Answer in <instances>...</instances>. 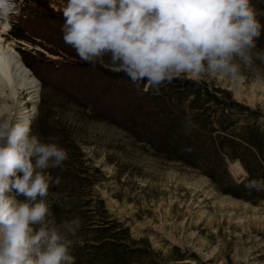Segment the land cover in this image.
<instances>
[{
    "label": "rangeland",
    "instance_id": "obj_1",
    "mask_svg": "<svg viewBox=\"0 0 264 264\" xmlns=\"http://www.w3.org/2000/svg\"><path fill=\"white\" fill-rule=\"evenodd\" d=\"M36 1L42 8L16 0L18 9L25 10L12 16L5 31L0 27V34L18 55V50L43 55L33 58L43 83L28 69L38 82L35 94L20 89L12 97L3 88L0 119L29 123L31 134L44 143L57 141L59 147L76 143L86 165L99 171L92 191L108 214L128 228L133 238H146L152 250L169 258L163 264H264V200L245 187L253 203L234 196L233 191L223 192L228 188L207 176L214 159L209 160L210 166L193 168L146 141L150 125L160 129L157 142L169 125L174 141L178 128L193 131L192 143L203 141V153L209 157L214 154L210 140L223 146L222 153L237 154L238 142L224 144L211 120L205 117L204 122H197L198 114L189 106L191 99L179 96L178 87L188 81L204 84L219 100L231 99L248 107L252 111L248 120L264 129V64L255 61L251 69H243L239 81L210 76L195 81L182 75L168 86L162 84L158 92L146 90L144 84L137 88L123 72L114 70L109 57L92 66L64 43L65 0ZM250 5L264 26V0H250ZM45 9L55 17L41 19L33 14ZM11 23L22 29L27 41L10 36ZM256 44L257 49H264V27ZM46 68L52 71L42 70ZM79 76L86 88L84 101L73 97V80ZM91 76H95L93 84L87 80ZM103 106L108 112L105 116L99 113ZM210 107V112L215 109ZM245 115L236 116L237 127L245 125ZM221 160L231 183L240 186L248 180L238 160L223 155Z\"/></svg>",
    "mask_w": 264,
    "mask_h": 264
},
{
    "label": "clouds",
    "instance_id": "obj_2",
    "mask_svg": "<svg viewBox=\"0 0 264 264\" xmlns=\"http://www.w3.org/2000/svg\"><path fill=\"white\" fill-rule=\"evenodd\" d=\"M18 12L16 0H0V27ZM256 17L250 0H65L61 31L82 62L95 66L107 56L137 88L158 92L182 75L239 81L243 69L264 64ZM67 159L29 123L0 119V264H75L71 237L81 220L57 223L46 201V170L63 169ZM244 187L264 191V181Z\"/></svg>",
    "mask_w": 264,
    "mask_h": 264
},
{
    "label": "trees",
    "instance_id": "obj_3",
    "mask_svg": "<svg viewBox=\"0 0 264 264\" xmlns=\"http://www.w3.org/2000/svg\"><path fill=\"white\" fill-rule=\"evenodd\" d=\"M23 1L25 4H38L37 6L42 8L36 0ZM24 10L25 8H22L19 11L22 13ZM36 12L33 14H37L41 19H53L55 17L48 9ZM9 34L19 41L28 40L22 29L15 27L13 23H11ZM18 53L24 66L43 83V79L38 75L35 67L38 63H35L36 59H33L36 55L40 57H43V55L35 53L36 55L33 56L31 53L22 50H18ZM42 70L52 71V69L47 68ZM77 78L78 80H73L76 88L73 97L84 101L86 88L83 87L84 83L81 76ZM94 78L95 76H91L87 80L93 84ZM91 84L89 86L86 84V87H92ZM166 84L168 86V82ZM180 86L178 87V90H180L178 95L182 94L185 99H191L189 106L197 112V122H204L205 117L206 120H211V125H217V132L222 134L223 143L226 145L230 143L234 146V142H238L235 145L238 146L240 151L233 155L222 153L220 150L223 146H218L215 140H210L211 150L214 154L209 157L203 153V141L192 143L195 140L193 131L178 128V134L175 136L176 141H174L172 139L174 129L169 125H165V128L168 129L159 142H157V138L160 135L158 132L161 133L160 129H156V127L152 129L150 125L147 129L146 141L157 150L164 151L169 156L173 155L175 160L189 164L193 168L207 167L209 160L214 159L216 163H214V166L212 164L213 167H210L212 169L207 173L208 178L212 182H217L218 186L219 184L225 185L228 190L223 192L237 193L234 196L253 203L250 197H247V192L243 188L250 180L264 181V129L255 121L248 120L252 118V111L248 107H243L231 99L219 100L214 93L208 91L204 84L188 81ZM63 92L67 96L69 95L68 91ZM220 101L225 103H220ZM77 102L80 103V101ZM212 105L215 106V109L210 112V106ZM207 112H209L208 116L205 115ZM99 113L103 115L108 113L107 108L103 106ZM243 114H247L246 117H243L247 121L244 122V126L237 127L236 116ZM52 143L59 146L57 141ZM61 146L66 152H69L67 153L68 159L64 162L63 169L50 168L46 172L51 177L46 201L50 205L51 217L57 223L75 217H79L81 220L79 231L75 237H71L73 240L72 255L75 258V264H163L165 260L169 259L161 256L160 252L152 250L146 238H133L128 228L108 214L104 202L92 191V188L97 184L96 175L99 171L86 165L84 156L76 143L69 142L66 146ZM221 155L239 161L248 174V180L244 184L237 186L231 183L221 160ZM220 172L222 173L219 174ZM57 177H59L58 184L56 183ZM216 178H219V181ZM232 191L235 193H232ZM251 194L253 196L257 195V199L264 200V191L257 192L253 190ZM18 198L19 200L24 199L22 196ZM161 257L163 258L159 259ZM179 261L181 260L176 262Z\"/></svg>",
    "mask_w": 264,
    "mask_h": 264
},
{
    "label": "bare ground",
    "instance_id": "obj_4",
    "mask_svg": "<svg viewBox=\"0 0 264 264\" xmlns=\"http://www.w3.org/2000/svg\"><path fill=\"white\" fill-rule=\"evenodd\" d=\"M8 26H3V31ZM1 29V30H2ZM2 32V31H1ZM0 32V33H1ZM0 34V91L7 87L11 96L15 97L18 90H26L30 94L37 92L38 82L30 71L23 65L19 55L3 41Z\"/></svg>",
    "mask_w": 264,
    "mask_h": 264
}]
</instances>
